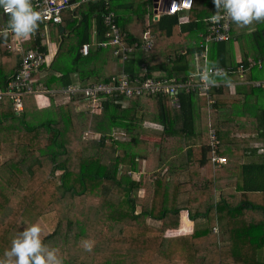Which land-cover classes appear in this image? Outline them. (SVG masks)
Masks as SVG:
<instances>
[{
	"label": "trees",
	"instance_id": "1",
	"mask_svg": "<svg viewBox=\"0 0 264 264\" xmlns=\"http://www.w3.org/2000/svg\"><path fill=\"white\" fill-rule=\"evenodd\" d=\"M154 10V0H84L59 24L38 22L29 35L24 50L47 54L46 27L57 28L60 43L49 66L32 73V89L41 93L23 94L22 111L9 96L0 98V259H9L19 232L38 224L42 243L62 264H264V19L232 21L228 38L206 50L213 0H193L172 15ZM108 14V25L133 48L122 71L132 81L142 73L140 82L181 83L205 65L224 69L208 80L245 85L233 94L226 85L212 87L208 108L205 96L183 89L175 93L177 107L165 92L134 93L127 106L118 91L99 92L87 105L80 92L64 90L117 76L118 69L107 73L108 49L81 52L104 38ZM3 26L0 20L1 90L21 64ZM241 89L244 111H260L257 120L237 118ZM63 93L68 100L58 103ZM37 97L47 105L39 108ZM252 98L258 104H249ZM114 129L125 138H113ZM210 132L224 163L211 160ZM244 132L260 142L253 151Z\"/></svg>",
	"mask_w": 264,
	"mask_h": 264
},
{
	"label": "built area",
	"instance_id": "2",
	"mask_svg": "<svg viewBox=\"0 0 264 264\" xmlns=\"http://www.w3.org/2000/svg\"><path fill=\"white\" fill-rule=\"evenodd\" d=\"M31 6L34 10L38 11L41 15V20L38 22L59 24L61 22V14L67 10L72 9L75 4L71 0H30ZM193 0H157L155 9L157 12L167 13L172 15L180 10L188 9L192 6ZM1 14L3 17H10L9 13H4L3 8L1 9ZM221 19L216 22L211 20L210 25L205 37H203V42L205 43V49L207 50V45L211 41H221L228 38L229 23L232 22L231 18L222 11L220 13ZM157 16H159L157 14ZM111 15L108 14L104 19V24L107 30L104 31V38L100 41H96V47L106 48L110 51L113 59L120 63V68L117 76H113L111 81L106 83L97 84L93 86L78 87L77 85L67 87L64 91L66 93L80 92L84 99L88 101L87 105L93 106L96 101L99 100L98 93L104 92L105 94L112 93V91H118V94H123L125 96V101L129 100L135 93L137 95L142 93H154V92H165L170 94L173 98V105L179 106V100L175 97V93L183 89L185 93H197L199 95L205 96L207 100V108L211 106L213 100L210 97V89L212 87H218L219 83L215 81L208 80L209 75H217L224 72L223 68H206L204 65L202 69L196 71L195 74L191 75L188 79H185L181 83H177L174 80H154L147 78L140 82L139 78L144 75L141 73L138 78L130 79L131 77L123 73V64L126 59L130 56L128 53L132 52V46L126 45L117 29L113 25H108ZM159 18V17H157ZM4 32L11 34L12 40L7 45V49L10 53H18L21 59V64L16 72L13 74L11 80L7 83L5 90L0 89V98L4 95L9 96L14 101V108L16 111H22V101L21 97L23 94L40 92L38 89H32V73L34 71L39 72L40 67L47 65V55L38 49L35 50H24L23 41L27 37H17L8 27V22L3 27ZM144 38H147V34H143ZM90 50L89 44H84L81 47V52L86 55ZM206 53V52H204ZM200 62L197 59V64ZM206 63V61H203ZM40 73V72H39ZM135 81L139 82L140 85L135 86ZM26 90H22L23 88ZM41 93V92H40ZM211 139V160L213 162L224 163L226 157L218 155L215 152L216 138L214 132H210Z\"/></svg>",
	"mask_w": 264,
	"mask_h": 264
},
{
	"label": "clouds",
	"instance_id": "3",
	"mask_svg": "<svg viewBox=\"0 0 264 264\" xmlns=\"http://www.w3.org/2000/svg\"><path fill=\"white\" fill-rule=\"evenodd\" d=\"M213 3L217 11L211 19L216 22L222 18L221 9L240 26L264 19V0H213ZM0 8L10 14L8 27L17 37L29 36L41 20L40 13L33 9L30 0H0ZM40 233L38 224L19 232L11 242V249L5 253L9 259H0V264H62L55 250L42 243Z\"/></svg>",
	"mask_w": 264,
	"mask_h": 264
},
{
	"label": "crops",
	"instance_id": "4",
	"mask_svg": "<svg viewBox=\"0 0 264 264\" xmlns=\"http://www.w3.org/2000/svg\"><path fill=\"white\" fill-rule=\"evenodd\" d=\"M83 0H79V1H74V0H71V2L73 3V4H75L74 5V7L73 8H75L80 2H82ZM156 18H157V16H156ZM158 19V18H157ZM0 20H1V23L2 24H4V26H5V24L8 22V18L7 17H3L2 15H1V11H0ZM3 22H5V23H3ZM3 26V27H4ZM133 26V27H132ZM136 25L133 23L132 25H131V27L132 28H134ZM52 32L53 31H50V30H48V28L46 27L44 30H43V33L41 34L43 37H44V40H43V42H44V44H46V46H47V61H48V64L46 65L47 67L49 66V64L51 63V61L53 60V58H54V54H55V52H56V50H57V47H58V44H56V43H54L53 41H50V39H51V34H52ZM93 33H95V32H93ZM247 33H251V30L250 31H247ZM48 34H49V36H48ZM60 36V35H59ZM47 37L49 38V41L47 40ZM12 40V36L10 37V41ZM13 41V40H12ZM29 41V36H27V38L23 41V45H25V43H27ZM95 42L96 41H92V45L91 44H89L90 45V48H91V46L92 47H95V48H97L96 46H95ZM10 43V42H9ZM236 51H237V53H236V55L237 56H239V53H238V50L236 49ZM10 54H12V53H10ZM13 54H16L17 56H19V54L18 53H13ZM112 58V57H111ZM109 64L107 65V69L108 70H111V72L113 71V72H115L117 69H119L120 68V63L117 61H115L114 59H110V61L108 62ZM111 63V64H110ZM124 67V66H123ZM108 74H110V73H108ZM107 74V75H108ZM39 76V75H38ZM38 76H35L36 78L38 77ZM246 77H247V75H245ZM220 81H218V80H215V82H218L219 83V85L218 86H220V85H222V86H228V88H229V92L230 93H234V89H235V86L236 85H245V81H241V80H239V79H234V80H231V79H229V80H221V79H219ZM245 89V88H244ZM238 93H240L239 95H237V98H235L234 100V104H235V106H236V112H238L240 115L237 117L238 119H239V121H247L248 120V118L249 117H251L250 119L252 120V121H254V119L255 120H257V118H258V116L259 115H261V113H260V111H256L255 109H250V110H248V112L246 113L245 111H244V108H243V106L245 105L246 107L248 106L247 105V103H245V101H246V99H245V97L243 96L244 94H243V89H241L240 90V92H238ZM64 94V93H63ZM62 94V95H63ZM42 98H45V97H42ZM233 101V100H232ZM249 104H258V99H253L252 98V100H251V103H249ZM263 105H264V103H263ZM45 106V105H44ZM247 114H249V115H247ZM243 138H245V139H247V144H246V146H248V148H249V150H251V151H253V147H258L259 145H260V142H257V140H256V138H253L254 136H251V135H248L247 133H241L240 134ZM216 138V137H215ZM260 152V150H257V153H259ZM191 227H192V225H190L186 230L187 231H190L191 230Z\"/></svg>",
	"mask_w": 264,
	"mask_h": 264
},
{
	"label": "rangeland",
	"instance_id": "5",
	"mask_svg": "<svg viewBox=\"0 0 264 264\" xmlns=\"http://www.w3.org/2000/svg\"><path fill=\"white\" fill-rule=\"evenodd\" d=\"M132 30L135 32V33H137V32H139V29L137 28V27H134V28H132ZM53 32H52V34H51V39H50V41H53L54 43H56V44H59L60 43V36H59V32H58V30H57V28L55 27V28H53V30H52ZM48 36H49V34H48ZM47 40L49 41V38L47 37ZM111 64V63H110ZM107 73H113V71L111 72V70H108L107 69ZM68 100V98L66 97V95H62V94H60L59 96H56V101L58 102V103H62V102H66ZM127 102V103H126ZM126 102H124V105H126L127 106V104H128V101H126ZM36 103H37V106L39 107V108H43L44 107V105H47L46 103H48V99L47 98H42V97H37V100H36ZM83 106H82V108L84 107V103L82 104ZM45 115H47V112H45L44 113V116ZM146 131H148L149 133H158L160 130H157V129H153L151 126H149V125H145V128H144ZM112 134H113V138H117V139H120V140H122V139H124L125 138V136H124V134H123V130H121V129H114L113 130V132H112ZM92 136H95L94 134H92V133H88V136H87V138H89V137H92ZM95 137H98V135H96ZM142 170H143V167L141 166V172H142ZM139 174L140 173H134V176L137 178V177H139ZM189 229V228H188ZM191 230H192V227H191Z\"/></svg>",
	"mask_w": 264,
	"mask_h": 264
},
{
	"label": "water",
	"instance_id": "6",
	"mask_svg": "<svg viewBox=\"0 0 264 264\" xmlns=\"http://www.w3.org/2000/svg\"><path fill=\"white\" fill-rule=\"evenodd\" d=\"M93 1L95 2V1H97V0H93ZM156 1H157V0H154V6H156ZM154 11H156V9H155ZM7 18H8V16H7Z\"/></svg>",
	"mask_w": 264,
	"mask_h": 264
},
{
	"label": "bare ground",
	"instance_id": "7",
	"mask_svg": "<svg viewBox=\"0 0 264 264\" xmlns=\"http://www.w3.org/2000/svg\"><path fill=\"white\" fill-rule=\"evenodd\" d=\"M185 10V9H184Z\"/></svg>",
	"mask_w": 264,
	"mask_h": 264
}]
</instances>
